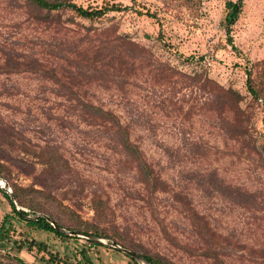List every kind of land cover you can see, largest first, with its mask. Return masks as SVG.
<instances>
[{"label": "rangeland", "instance_id": "obj_1", "mask_svg": "<svg viewBox=\"0 0 264 264\" xmlns=\"http://www.w3.org/2000/svg\"><path fill=\"white\" fill-rule=\"evenodd\" d=\"M72 1L125 8L55 26L35 20L21 2L0 0V44L20 63L31 58L67 81L73 76L77 95L118 117L164 184L147 195L114 139L72 110L50 78L23 64L0 72V116L31 142L57 146L68 161V173L44 176L49 192L82 221H92L89 198L106 197L125 239L175 264H264V94L252 99L245 84L246 73L258 78L264 59V0H242L230 41L221 24L229 0ZM95 47L109 60L76 67L75 54L91 57ZM205 79L237 91L238 110L215 103ZM26 170L11 166L10 179L27 185ZM31 172L40 173L39 165ZM5 215L14 229L10 239L45 242L72 264L80 249L87 250V264H134L111 239L100 238L101 246L82 236L61 240L19 221L0 194V223ZM0 253V264H45L42 252H9L23 263Z\"/></svg>", "mask_w": 264, "mask_h": 264}, {"label": "trees", "instance_id": "obj_2", "mask_svg": "<svg viewBox=\"0 0 264 264\" xmlns=\"http://www.w3.org/2000/svg\"><path fill=\"white\" fill-rule=\"evenodd\" d=\"M13 1L21 2L25 5L29 12L32 13L31 16L35 20L42 21L46 24H54L55 26L62 24V22H74V16L80 19L96 20L104 18L107 12L120 11L125 8V6L118 2L111 4L105 3L100 7H82L72 0ZM241 6L242 0H229L225 5L221 24L227 34L228 41L231 40L228 34L231 31V26L237 19ZM33 9H38L41 12L33 13ZM62 10L68 11L70 15L61 18L59 13ZM137 12L141 13L140 11ZM144 14L154 16L147 10L144 11ZM156 38L161 39L159 33L156 35ZM121 41L126 46L132 44V42L123 39ZM0 54H2V61L0 62V72L2 73L13 72L22 68L21 66L23 64H28L33 70L40 71L44 77L50 78V80L57 85L58 89L63 90L62 94L68 101L69 107L72 110H75L84 121L100 125L104 132L114 139L119 151L130 158L139 173L140 182L144 187V192L151 196L158 190H161L160 185L164 184V182L142 157L138 146L129 140L126 126L120 123L118 117L110 110L102 109L101 107L80 98L74 89L75 81L74 83L71 82V79L74 78L73 76L67 81L59 76L57 68L53 66L44 67L39 61L31 58L27 62L20 63V61L13 56L12 49L5 44H0ZM89 56L91 57H85L83 56V53H76L74 56L75 66L78 68L82 66L91 68L95 66L94 63H99L101 65V63H105L109 60L102 51V47H95ZM257 65H260L261 67L258 70V73H260V75L258 74V78L255 79L257 75H255L254 78H251L250 74L246 73L245 79L247 90L250 93L251 98L255 100L264 94V59ZM253 80L257 81V83ZM205 84L213 94L212 100H214L215 103H225L233 107L234 112L235 110H238L237 103L240 96L237 91L229 87L223 88L208 79H205ZM262 107L264 109V103ZM235 128L236 131L239 132L237 126ZM235 128H233L234 131ZM12 152H16V154H13ZM17 153L21 154V156H18ZM22 156L32 159L33 162H27ZM34 164L39 165L40 173L32 174L31 171L34 168ZM11 166L20 169L23 167L30 169L31 171L29 172L26 170V172H28L26 174L32 176L31 182L27 185H21L12 181L10 179ZM69 170L70 165L57 146L46 141H43V143L31 142L21 130L14 127L0 116V177L7 181L10 188V195L14 204L18 206V209H15V205L1 187L0 194L6 200L10 212L14 217L37 229L51 232L61 240L77 238L74 235H66L56 231L42 216H36L32 220H27L20 215V213H41L48 216L55 224L66 230L92 234L99 238L111 239L114 244H118L134 253H138L150 264H175L159 253L151 252L144 249L139 244L125 239L123 233L118 232L116 229L113 221L114 212L110 208L106 197H102L100 194L94 193L89 198L93 212L92 221L80 220L79 216L71 208L63 204L59 198L49 192L45 182H43L44 176L48 175L57 177L62 173H68ZM75 179L77 180V178ZM34 184H37L39 187H36ZM21 208L27 209L28 212H24ZM10 219V215H5L3 221L0 223V251L4 250V252H6V258L12 259L16 263H23L19 257L8 254L11 250L15 252L25 250L34 253L42 252L39 259L45 264H72L68 259V255H60L57 251L49 250L45 242L36 241L24 236H19L17 239H10L8 231H14ZM198 219L200 220V217H198L197 220ZM89 242L93 245L101 246L100 243ZM78 253L80 258L76 259L74 264H87L90 262L87 250L80 249ZM125 256L132 260L134 264H138L132 257L126 254Z\"/></svg>", "mask_w": 264, "mask_h": 264}, {"label": "water", "instance_id": "obj_3", "mask_svg": "<svg viewBox=\"0 0 264 264\" xmlns=\"http://www.w3.org/2000/svg\"><path fill=\"white\" fill-rule=\"evenodd\" d=\"M0 187L4 189L5 193L9 196V198L11 199L12 203L14 204V201L10 195V188L7 184V182L2 179L0 177ZM15 205V209L17 210L18 209V206L16 204ZM20 215L27 219V220H32L34 219L36 216H42L45 218L46 221H48L50 223V225H52V227L62 233V234H66V235H74V236H82L86 239H89L90 241H94V242H97V243H102V241L100 240L99 237H96L95 235H92V234H84V233H79L77 231H70V230H66L60 226H58L57 224H55L48 216H45L44 214H41V213H34V214H31V215H27V214H22L20 213ZM112 243V246L118 250H120L122 253L132 257L134 260H136L137 262H141V263H144V264H150L148 263L141 255H139L138 253H134L132 251H130L129 249H126V248H123L117 244H114L113 241H111Z\"/></svg>", "mask_w": 264, "mask_h": 264}, {"label": "built area", "instance_id": "obj_4", "mask_svg": "<svg viewBox=\"0 0 264 264\" xmlns=\"http://www.w3.org/2000/svg\"><path fill=\"white\" fill-rule=\"evenodd\" d=\"M263 116H264V112H263Z\"/></svg>", "mask_w": 264, "mask_h": 264}]
</instances>
